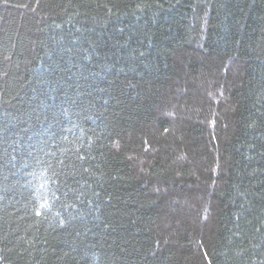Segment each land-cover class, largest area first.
Segmentation results:
<instances>
[{
  "label": "trees",
  "instance_id": "16d2710c",
  "mask_svg": "<svg viewBox=\"0 0 264 264\" xmlns=\"http://www.w3.org/2000/svg\"><path fill=\"white\" fill-rule=\"evenodd\" d=\"M0 264H264V0H0Z\"/></svg>",
  "mask_w": 264,
  "mask_h": 264
}]
</instances>
